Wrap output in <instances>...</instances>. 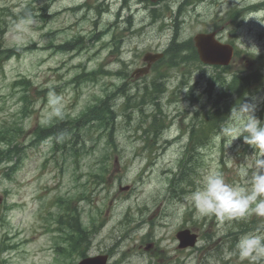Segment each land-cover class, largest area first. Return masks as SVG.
<instances>
[{"label": "rangeland", "instance_id": "rangeland-1", "mask_svg": "<svg viewBox=\"0 0 264 264\" xmlns=\"http://www.w3.org/2000/svg\"><path fill=\"white\" fill-rule=\"evenodd\" d=\"M122 1L0 0V8L8 7L15 13L27 9L26 13L30 14L17 21L5 16L2 24L0 19V25L5 28L0 43L9 47L32 46L22 56L7 61L0 73V131L15 125L24 130L16 144L20 153L16 166L0 163V264H65L61 259L55 260L54 240L58 235L63 237L66 230L73 232L70 224L75 222L71 218L74 207L80 221L93 232L90 252L112 251L109 264H125L128 260L119 255L121 251L113 253L119 247L133 252L129 264H250L234 253L235 244L243 234H264V217L251 215L225 222L214 216L201 217L186 197L201 186L202 176L209 170L222 172L228 183L244 185L239 169L252 161L255 150L242 137L231 143L223 129L233 122L232 109L243 103L255 104L253 114L264 122V112H260L264 109V85L253 94L250 89L245 92L240 104L237 94L227 92L229 96L222 102L230 107L229 116L220 120V133H214L215 128L202 135L207 144L195 155L194 185L187 186L181 198L171 196L170 178L179 168L188 140L186 124L195 112H201V116L212 107L220 86L210 92L207 85L218 74L214 67L191 62L178 67L157 65L147 77L130 79L129 74L143 63L146 51L165 50L173 29L165 28L161 18H152L155 8L144 7L134 0L127 2L135 15V29L132 24L129 28L122 23L112 25ZM260 1L198 0L196 6L189 5L182 15L181 39L230 21L221 32L222 38L234 41L240 50L230 72L261 70L264 76V59L258 58L264 56V26L255 18L245 21L241 28L235 20H230L233 10L243 6L245 11L248 4ZM86 2L84 8H75ZM181 2L161 3L160 8L170 6V11L163 14L169 17L168 21L178 13ZM47 3L43 17L41 7ZM99 5L102 12L98 14ZM255 14L264 15V12ZM128 16L125 9L120 21L127 23ZM28 20L32 23H26ZM149 21L155 24L137 30L141 22ZM74 39L80 40L74 51L56 50L55 44L74 42ZM116 40L118 57L111 53ZM253 46L259 49L258 54ZM121 67L124 79L110 74L98 75L100 78L94 82H78L75 78L82 71ZM160 70L169 75L165 78L168 92L163 95L161 105H141L142 99L148 100L142 97L145 84L153 81ZM24 76L30 77L36 86L37 99L23 100L22 87L14 88V81ZM129 79L131 93L136 95L131 98L130 106L126 108V98L118 94L109 100L117 115L112 133L97 127V122H88L77 126L71 134V140L79 135L75 148L65 142L55 151L56 138L48 132L37 140L36 127L49 126L55 117L49 115L50 94L62 97L63 115L74 117ZM158 108L165 114L166 129L163 127L158 137L147 139L146 129ZM158 120L163 121L159 116ZM178 137L182 140H176ZM104 164L108 167L102 171L100 167ZM95 172L101 175L94 176ZM59 196L63 198L60 206ZM123 218L129 219L127 233L126 226L121 225ZM105 220L107 225L94 234ZM238 222L251 228L239 231ZM56 226L62 227L63 232L53 229ZM183 226L199 233L197 248L177 247L176 232ZM5 246L7 249L3 251ZM154 252L160 255L154 257ZM70 260L66 263L71 264Z\"/></svg>", "mask_w": 264, "mask_h": 264}, {"label": "clouds", "instance_id": "clouds-1", "mask_svg": "<svg viewBox=\"0 0 264 264\" xmlns=\"http://www.w3.org/2000/svg\"><path fill=\"white\" fill-rule=\"evenodd\" d=\"M251 18L264 26V15H249L244 20ZM26 23L30 24L32 21L28 20ZM252 48L256 54L259 53L258 48ZM48 105L50 116L62 117V97L50 94ZM254 110L255 104L243 103L236 106L230 114L233 122L223 129L231 143L242 137L244 143L255 150L252 161L239 169L244 185L228 183L218 170H209L203 174L201 186L186 197L199 216H214L221 222L242 220L251 215L264 217V122L255 117ZM234 253L241 261L264 264V234L241 235L235 244Z\"/></svg>", "mask_w": 264, "mask_h": 264}, {"label": "trees", "instance_id": "trees-1", "mask_svg": "<svg viewBox=\"0 0 264 264\" xmlns=\"http://www.w3.org/2000/svg\"><path fill=\"white\" fill-rule=\"evenodd\" d=\"M10 15L11 17H13L15 20H18L20 17H26L28 16L27 13L21 11L20 13L14 14L12 11H8V9H0V19L2 21H4L3 17ZM0 31L3 32L4 28H2V26L0 27ZM191 42V41H190ZM190 47V46H189ZM188 47V48H189ZM32 48V46H13V47H1L0 48V66L2 68H0V72L3 71L4 69V64L6 62L7 59H9L12 56H22L25 52H27L28 50H30ZM186 48V50L188 49ZM182 48L179 47H174L173 51H172V55L173 56H179L181 55L182 52ZM191 53L189 55L185 54L182 56L183 59H187V58H193V60H195L196 57V52L194 47L192 46V48H190ZM86 75L88 77H86ZM95 78V73L91 72L89 74H83L81 76L77 77V81L81 82V81H87V80H94ZM217 80H221L220 78H217ZM223 82L221 83L222 86H224L225 82H224V78L222 79ZM251 82V78L250 77H242L241 75H237L233 78L232 82H230L229 84H227L228 89H238L240 90H247L248 86ZM15 84L17 86H21L22 89V93L25 92L24 94H22L23 100L27 99V95L28 97L30 96L28 93H31L32 90L33 92H36V88L34 87V83L32 82V80L27 77L24 76L22 78L17 79V81H15ZM124 85L121 87V91H125L123 90ZM23 109V107H22ZM21 109V110H22ZM26 109V108H25ZM25 109L23 111H25ZM227 114V109H220L217 108L216 110H212L209 112V114L206 115L204 121L200 122V126L198 128H196V125L191 126V145L194 147V149H196V145L199 143H203V133H205L207 130L211 129L212 131L217 128L220 124V120L223 119ZM114 117H115V112L112 110L111 105H109L108 101H102V103L96 105L95 104H91L88 105L86 109H84V111L82 112V114L80 116H78L75 120L72 119V121H65L63 119L58 120L54 125H51L47 128V130L45 132H48V135H54L58 138H63L64 136H66L67 134L73 133L76 129V127L78 126V124L82 123L84 126L86 125V123L91 122V121H95L97 122V127H102L104 130L106 129H111L113 123H114ZM154 128H156L157 125V120H155L154 122ZM16 129L18 128L16 133H22L23 129L20 127H17L16 125L14 126ZM45 132H41L39 130V136L38 138H42L45 134ZM10 133H12V131H10L9 129H4L2 132H0V137L2 141H5L4 143H6L8 145V147L6 148H1L0 147V155H6L5 157H10V152L12 150V143L14 142L15 139V135H11ZM110 133H112L110 131ZM109 133V134H110ZM110 136V135H109ZM110 140L113 144H115V141L111 138L110 136ZM17 148V147H15ZM13 154V153H11ZM195 170H193L194 172ZM192 170L188 167V166H184V168L181 171V175L179 179H175L176 181H190L191 179V175H192Z\"/></svg>", "mask_w": 264, "mask_h": 264}, {"label": "water", "instance_id": "water-1", "mask_svg": "<svg viewBox=\"0 0 264 264\" xmlns=\"http://www.w3.org/2000/svg\"><path fill=\"white\" fill-rule=\"evenodd\" d=\"M194 40L198 47L200 57L203 61L216 64H228L230 62L233 46L223 44L216 40L215 32L198 33ZM161 54H147L146 58L160 57ZM180 238L179 247L193 246L196 243L197 236L191 234L188 230H183L178 233ZM79 264H106V257L97 256L82 260Z\"/></svg>", "mask_w": 264, "mask_h": 264}, {"label": "flooded vegetation", "instance_id": "flooded-vegetation-1", "mask_svg": "<svg viewBox=\"0 0 264 264\" xmlns=\"http://www.w3.org/2000/svg\"><path fill=\"white\" fill-rule=\"evenodd\" d=\"M155 8H157V6ZM125 9L129 11V16L127 17V23L120 21L121 14L124 12ZM115 16L117 17V20L114 23H112V25L118 26L120 23H122L124 26H126V28H129L130 24H132L133 29H135V25H136L135 15H134L133 9L131 8V5L128 4L127 0H123L121 2V5L118 7L117 11L115 12ZM152 18L154 19V13H152ZM153 24H155V23H151L150 21H149V23L141 22L139 24V26L137 27V30L142 31L145 26L153 25ZM117 44H118V42L114 43V45H117Z\"/></svg>", "mask_w": 264, "mask_h": 264}]
</instances>
